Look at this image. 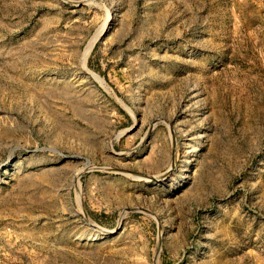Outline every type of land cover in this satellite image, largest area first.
<instances>
[{"label":"rangeland","instance_id":"374dc122","mask_svg":"<svg viewBox=\"0 0 264 264\" xmlns=\"http://www.w3.org/2000/svg\"><path fill=\"white\" fill-rule=\"evenodd\" d=\"M0 264H264V0H0Z\"/></svg>","mask_w":264,"mask_h":264},{"label":"bare ground","instance_id":"6f19581e","mask_svg":"<svg viewBox=\"0 0 264 264\" xmlns=\"http://www.w3.org/2000/svg\"><path fill=\"white\" fill-rule=\"evenodd\" d=\"M109 17L110 18H112L113 17V15L112 14H110L109 15ZM104 30V27H102L99 31H98V34L97 35H100L101 34V32ZM199 149V146L198 147H196V150H198ZM105 234L103 233V235H101L102 237L104 236ZM97 238V237H96Z\"/></svg>","mask_w":264,"mask_h":264}]
</instances>
